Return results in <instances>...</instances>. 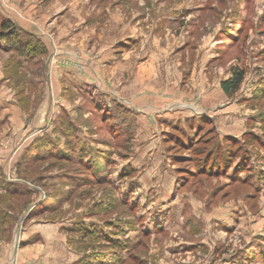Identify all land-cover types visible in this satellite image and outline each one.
Wrapping results in <instances>:
<instances>
[{"label": "rangeland", "instance_id": "374dc122", "mask_svg": "<svg viewBox=\"0 0 264 264\" xmlns=\"http://www.w3.org/2000/svg\"><path fill=\"white\" fill-rule=\"evenodd\" d=\"M6 18L45 51L0 46L19 106L0 126V264H264V0H0ZM149 94L214 118L167 127L134 108ZM203 136L236 151L228 173L196 172Z\"/></svg>", "mask_w": 264, "mask_h": 264}, {"label": "trees", "instance_id": "16d2710c", "mask_svg": "<svg viewBox=\"0 0 264 264\" xmlns=\"http://www.w3.org/2000/svg\"><path fill=\"white\" fill-rule=\"evenodd\" d=\"M34 36L35 35L32 34V32L22 30V28L18 27L13 21L9 20L8 18L0 20V46L3 49H15L21 52L27 62L32 61L35 56H41L45 51V47L41 45L40 40L38 38H34ZM29 64L31 63L29 62L28 65ZM245 73L246 72L243 68L235 67L231 76L222 81L221 85L226 94H228L229 96H233L240 90L241 85L245 79ZM104 120L108 121V118L106 117V119L104 118ZM177 126H175V129L181 131L179 126ZM114 129L116 130V134L119 133L120 130L123 131V133H120H126L124 132L126 129H124L121 125H118V127H114ZM200 130H202V128H200ZM178 136L180 137H174V139L177 140V144H181L184 146V141H180L182 135ZM227 140H232V137L228 138ZM201 144H203L204 147H200ZM194 146L195 148H197V154L195 156L198 162V168L196 171L198 174H226L237 158L236 151L231 148L229 151V156L226 158H221V150L225 148L220 143L215 141V139L212 137L207 138L203 136L199 138L197 142H195ZM217 159H219V161H217ZM193 160L194 159H192V161ZM185 180L186 177L183 184H185Z\"/></svg>", "mask_w": 264, "mask_h": 264}, {"label": "crops", "instance_id": "0c3cea01", "mask_svg": "<svg viewBox=\"0 0 264 264\" xmlns=\"http://www.w3.org/2000/svg\"><path fill=\"white\" fill-rule=\"evenodd\" d=\"M22 25H24L22 23ZM26 26V25H24ZM28 28H32L31 26H26ZM28 65V64H26ZM220 89V92L224 91L221 85V82L219 81L218 87ZM203 94L205 96L206 89L203 90ZM219 92V93H220ZM225 92V91H224ZM117 98L119 101L126 102L125 98H123L122 95H117ZM134 105V108H136L137 111L145 110L144 112H155L157 113V116L159 120H161L162 125H168L172 121H177L178 119L188 118L190 119V123H198L203 120L204 117L207 118H214V115H212L210 112L204 111L203 107L195 105L193 102H181L180 104L171 105V103L162 104V99L158 97H153L151 94L145 95L144 97H141L138 99V101ZM176 102V101H175ZM167 105V106H165ZM177 105V107H175ZM182 107H185L184 109ZM213 110H218L217 108H213ZM136 111V112H137ZM12 113L15 116L13 118L18 117L17 114L19 113V106L15 99L11 98L10 96H7L6 91L0 92V126L4 125L7 119L12 120V115L9 116V114ZM20 117H22L20 115ZM194 121V122H193ZM196 121V122H195ZM7 125V123H6ZM196 125V124H195ZM229 132V131H226ZM230 133V132H229ZM161 148L159 147V150ZM171 157V156H170Z\"/></svg>", "mask_w": 264, "mask_h": 264}]
</instances>
